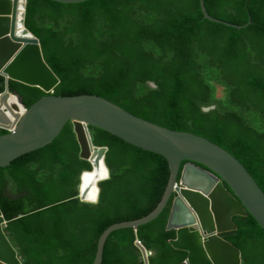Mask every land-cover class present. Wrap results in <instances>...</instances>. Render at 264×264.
<instances>
[{"label": "trees", "instance_id": "obj_1", "mask_svg": "<svg viewBox=\"0 0 264 264\" xmlns=\"http://www.w3.org/2000/svg\"><path fill=\"white\" fill-rule=\"evenodd\" d=\"M27 0L25 26L59 79L52 95L100 97L162 128L189 133L234 156L264 192V0ZM150 83L155 86L151 87ZM224 98L215 97V84ZM25 108L49 95L8 80ZM5 79L0 75V94ZM204 108H209L204 111ZM93 147L106 148L109 179L96 204L78 199L79 158L71 123L49 145L0 167L4 232L21 264H92L98 238L112 224L154 210L169 179L167 161L95 128ZM6 131L0 130V135ZM183 165V164H182ZM171 201L137 229L107 237L101 264H184L166 229ZM222 237L241 251L242 264H264V229L234 216Z\"/></svg>", "mask_w": 264, "mask_h": 264}, {"label": "water", "instance_id": "obj_2", "mask_svg": "<svg viewBox=\"0 0 264 264\" xmlns=\"http://www.w3.org/2000/svg\"><path fill=\"white\" fill-rule=\"evenodd\" d=\"M65 3L85 0H55ZM27 0H0V75L5 89L0 94V167L15 158L51 144L65 125L71 123L79 146V158L89 163L90 172L80 176L78 199L96 204L98 185L109 179L104 163L106 148L93 147L88 128L104 131L145 152L163 157L169 168L166 190L157 207L134 221L106 228L97 242L92 264H101L107 237L117 229L149 223L166 207L170 211L167 230L175 232L169 240L173 248L187 253L184 264H242L241 251L222 237L237 229L234 216L251 214L264 229V192L247 169L231 154L201 137L171 131L137 118L96 96L62 97L52 95L58 77L44 61L40 40L25 26ZM204 19L231 25L211 17L199 0ZM13 80L43 90L46 95L29 108L6 87ZM151 87L155 85L150 83ZM15 97L22 110L8 103ZM209 108H204L207 111ZM183 164V165H182ZM91 176L86 182L85 178ZM96 187L94 201L88 194ZM0 210V264H21L16 249L4 232ZM143 264H148L145 248L136 242Z\"/></svg>", "mask_w": 264, "mask_h": 264}, {"label": "bare ground", "instance_id": "obj_3", "mask_svg": "<svg viewBox=\"0 0 264 264\" xmlns=\"http://www.w3.org/2000/svg\"><path fill=\"white\" fill-rule=\"evenodd\" d=\"M8 103L10 104V106H12L13 109H17L20 111L22 110V106L18 103L17 99L15 97H11L8 101ZM91 176H87L85 178L86 182L90 179ZM96 195H97V191H96V187H94L91 192L88 194V200L89 201H94L96 199Z\"/></svg>", "mask_w": 264, "mask_h": 264}, {"label": "rangeland", "instance_id": "obj_4", "mask_svg": "<svg viewBox=\"0 0 264 264\" xmlns=\"http://www.w3.org/2000/svg\"><path fill=\"white\" fill-rule=\"evenodd\" d=\"M215 84V87H214V90H215V97L217 99H223L224 98V89L222 86L220 85H217L216 83H213Z\"/></svg>", "mask_w": 264, "mask_h": 264}, {"label": "clouds", "instance_id": "obj_5", "mask_svg": "<svg viewBox=\"0 0 264 264\" xmlns=\"http://www.w3.org/2000/svg\"><path fill=\"white\" fill-rule=\"evenodd\" d=\"M136 242H139V241H136ZM140 243V242H139ZM141 244V243H140ZM147 253V252H146ZM147 256H148V253H147Z\"/></svg>", "mask_w": 264, "mask_h": 264}]
</instances>
